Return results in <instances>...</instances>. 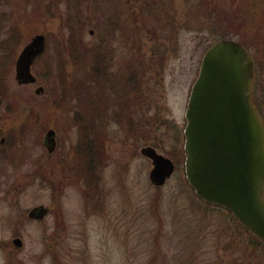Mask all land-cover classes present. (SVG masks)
I'll return each instance as SVG.
<instances>
[{
    "label": "rangeland",
    "instance_id": "rangeland-1",
    "mask_svg": "<svg viewBox=\"0 0 264 264\" xmlns=\"http://www.w3.org/2000/svg\"><path fill=\"white\" fill-rule=\"evenodd\" d=\"M263 19L264 0H0V141L6 138L0 145V264L6 252L16 257L10 264H264V244L241 250L234 242L241 229L229 213L189 185L183 135L203 56L218 40L246 42L264 85ZM40 34L46 49L32 67L37 84L20 85L16 61ZM110 48L117 49L112 69L120 110L134 97L128 90L134 71L135 95L142 94L135 118L123 117L130 124L105 117L104 128L97 126L104 149L88 136L104 159L95 179L97 171L84 162L83 122L74 115L84 108L81 83L100 62H80L87 51ZM255 83L252 101L262 116ZM86 89L99 97L97 81ZM150 102L149 111L140 108ZM51 128L59 141L54 157L44 145ZM148 145L177 163L160 187L151 183L153 164L141 153ZM40 204L54 205L52 214L29 218ZM15 236L23 240L20 249L12 244Z\"/></svg>",
    "mask_w": 264,
    "mask_h": 264
},
{
    "label": "water",
    "instance_id": "water-1",
    "mask_svg": "<svg viewBox=\"0 0 264 264\" xmlns=\"http://www.w3.org/2000/svg\"><path fill=\"white\" fill-rule=\"evenodd\" d=\"M45 49L42 34L23 48L15 65L18 84H37L32 67ZM254 82V60L243 44L223 38L210 46L185 113L184 166L199 198L228 209L264 240V122L252 101ZM43 92L42 86L35 90L37 95ZM44 144L49 152L55 149L53 129L47 132ZM141 153L152 160L151 183L163 186L174 173V162L153 147H144ZM35 213L44 214V206L31 211L32 216ZM15 243L21 246V240Z\"/></svg>",
    "mask_w": 264,
    "mask_h": 264
},
{
    "label": "flooded vegetation",
    "instance_id": "flooded-vegetation-1",
    "mask_svg": "<svg viewBox=\"0 0 264 264\" xmlns=\"http://www.w3.org/2000/svg\"><path fill=\"white\" fill-rule=\"evenodd\" d=\"M101 48H105V47H102ZM106 49V48H105ZM108 49V48H107ZM110 50L112 51H108V53H104V52H99V66L97 68L98 72H99V85H100V90H99V110L97 112L98 114V117L101 118L100 119V122H98V125H100L102 128H104V124H105V117H113L114 118V122L117 123V118H120V116H124V117H127L125 116V114L129 115L130 118H135V113H136V100H135V71L133 73H130V77H129V84H128V90L132 92V94H134V97L130 100L129 102V105L127 102H125V108L120 110L119 108V102H116L115 100L117 98H120V94H121V91H120V87L118 85V83H115L114 80H115V76H114V70L112 68H115V66L117 65V57H116V50L117 49H113V48H110ZM115 50V51H114ZM107 66V67H106ZM128 82V81H127ZM124 96V98L126 97V94H122ZM114 97H116V99L114 100ZM119 100V99H118ZM111 101H113L111 103ZM150 105H151V102L150 103H146L145 104V110L147 109L148 111L150 110ZM74 113V111H72ZM89 111L88 110H82V111H75V115L74 117H77L79 116L81 119H82V122H83V128H82V133H83V138H84V151H86V154H87V149H88V133H89V128H88V118H89ZM119 122V121H118ZM133 124L135 125V123H132V129L130 131V134H132V137H131V140L134 139V135H135V126H133ZM53 129V128H51ZM100 129V131H99ZM98 129V147L104 149V139L102 137V140L100 138V132H101V128ZM50 130V129H49ZM54 130V129H53ZM104 135V134H103ZM183 135L185 137V134H184V131H183ZM4 139V141H0V145L3 146L5 144V141H6V138H2ZM1 139V140H2ZM55 139H56V147L55 149L52 151V152H49L48 149H47V152L50 156L54 157L55 154L58 152V148H59V141L57 139V132L55 130ZM100 142V144H99ZM45 145V144H44ZM46 147V146H45ZM146 147H152L150 145L146 146ZM144 148V147H143ZM142 148V149H143ZM154 148V147H153ZM141 149V151H142ZM156 149V148H154ZM157 150V149H156ZM158 152V151H157ZM159 154H162L160 152H158ZM185 153V151H184ZM164 156V154H162ZM166 157V156H165ZM152 161V160H151ZM173 161V160H172ZM84 162L86 165H89V159L87 158H84ZM174 162V165H175V170H176V167H177V163L175 161ZM85 165V166H86ZM92 165H93V161H92ZM104 165V159L99 156L97 158V160H95V164L90 167L92 170L91 171H94L96 170L97 171V175H95V172H94V177L95 179H99L100 178V175L98 173V168L99 167H102ZM184 165H185V159H184ZM88 167V166H87ZM185 168V166H184ZM174 170V172H175ZM51 179H52V184H51V187H52V191L54 192L55 191V178L56 176L54 175L55 174V170H52L51 171ZM174 174V173H173ZM172 174V175H173ZM54 200L52 201V204H54ZM55 205V204H54ZM54 205L51 207V206H45L44 204H40L39 206H37L36 208H40L42 206H44V210H45V213L42 214V215H39L38 213H35L33 214L34 216L31 215V211L33 209H31L27 216L33 220H38V221H43L47 216H50L53 212V208H54ZM35 209V208H34ZM54 229H56L55 225H54ZM16 239H19L21 240V246H17V244L15 243V240ZM12 244L14 246L15 249H20L23 247V240L21 237L19 236H15L12 240ZM8 253L9 252H6L5 255V263L6 264H10L11 262H14L16 260V257H7L8 256ZM23 260V259H22Z\"/></svg>",
    "mask_w": 264,
    "mask_h": 264
},
{
    "label": "trees",
    "instance_id": "trees-1",
    "mask_svg": "<svg viewBox=\"0 0 264 264\" xmlns=\"http://www.w3.org/2000/svg\"><path fill=\"white\" fill-rule=\"evenodd\" d=\"M263 21H264V19H263ZM229 36H226V37H223V38H228ZM231 39V38H230ZM241 44H243L246 48H247V46H246V42H243V41H239ZM90 53V55L88 56V58L86 59V56L85 55H83L82 56V58H81V62L80 63H82L83 65H85V63L87 62V61H89V60H93L94 59V62H95V60H97V61H99V57H98V55H99V52L98 51H96V50H94V52H90V51H87V53ZM11 54H15V53H13V51H11ZM253 58H254V56H253ZM87 60V61H86ZM89 64L90 63H88L87 64V66H89ZM92 65V64H91ZM90 65V66H91ZM11 66V65H10ZM10 68V67H9ZM93 68V66L92 67H90V69H92ZM98 68V67H97ZM261 68V67H260ZM264 69V68H263ZM11 70V69H10ZM91 71H93V73H92V77H90L89 78V80H88V82H85V80H84V82L83 83H81V84H84V87L81 89V91L80 90H75L76 92L77 91H80V93H82L81 94V98H82V107H84V108H82L83 110H88L89 112H91V114L89 115V118H88V128H89V133H88V135L91 137V135H93V136H95L96 138H94V142H95V139L96 140H98L97 139V136H96V133H98V128H97V126H98V114H97V112H98V110H99V99H98V96L95 94V92H94V89L92 90V92H90L89 94L88 93H86V88L89 86V82L91 81L93 84L95 83L96 84V81H97V83L99 84V72H98V70L97 69H95V68H93ZM135 72H137V71H135ZM261 72V69L260 70H258V73H257V70H255V79H256V85H255V87L257 88V87H260L259 88V90H258V92L257 93H259V108H260V112L262 113V116H263V114H264V110L262 109V105L264 104L263 102H264V94L262 93V90H264L263 88H264V85H263V82L261 83V79L259 78L258 79V75H259V73ZM137 77H138V73H136L135 74ZM100 86V85H99ZM261 87H262V89H261ZM96 88H97V85H96ZM136 102L138 101V100H140L139 99V97H141V94L142 93H139V90H138V92H136ZM263 95V96H262ZM257 96V95H256ZM261 96H262V98H261ZM80 98V99H81ZM256 101V100H255ZM146 104V103H145ZM145 104H142L141 106H140V108L144 111V105ZM263 107H264V105H263ZM138 109V108H137ZM137 109H136V111H137ZM82 111V110H81ZM124 116H120V118L122 119V121L124 122L125 120H126V122L128 123L129 122V119L128 118H123ZM128 117V116H127ZM131 122H129V124H130ZM149 123V122H148ZM97 128V129H96ZM137 136V141H139L141 138H142V136L139 134V132H138V134L136 135ZM91 139V138H90ZM89 138H88V149H87V156L86 157H88V159H89V166L90 167H92L94 164H95V160H97V158L99 157L98 156V150L99 149H97L96 151H95V148L93 147L94 145H93V142L90 140ZM96 143V142H95ZM99 146V145H98ZM92 161H93V165H92ZM211 205V204H210ZM213 206H215V205H213ZM216 207H218V206H216ZM219 208H222V209H225V208H223V207H219ZM226 211H224V212H227V213H229V215L231 216V219L234 221V223H236L238 226H239V228L241 229V233H239V234H235V240H234V242H236L238 245H239V247H240V249L242 250V249H244V245H247V248H248V251H249V247L250 248H254V249H257V247H259V245L260 244H264V240H261V239H259L258 237H256L254 234H252L246 227H244L233 215H232V213H230L227 209H225ZM256 255V254H255Z\"/></svg>",
    "mask_w": 264,
    "mask_h": 264
}]
</instances>
